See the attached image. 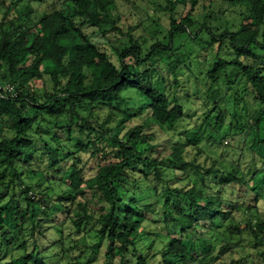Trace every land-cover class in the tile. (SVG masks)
<instances>
[{
  "label": "trees",
  "instance_id": "obj_1",
  "mask_svg": "<svg viewBox=\"0 0 264 264\" xmlns=\"http://www.w3.org/2000/svg\"><path fill=\"white\" fill-rule=\"evenodd\" d=\"M118 1L0 0V264L76 252L72 264H264V146L226 141L242 128L219 131L222 99L211 131H180L178 101L154 80L188 66L180 39L199 40L215 53L199 58L206 84L232 79L242 87L233 116L242 103L264 118V28L241 23L250 8L263 21L264 0H152L145 15L166 19V34L147 49L132 35L140 21L117 26ZM101 26L129 38L112 49L117 62L96 42ZM204 139L222 147L218 157Z\"/></svg>",
  "mask_w": 264,
  "mask_h": 264
},
{
  "label": "rangeland",
  "instance_id": "obj_2",
  "mask_svg": "<svg viewBox=\"0 0 264 264\" xmlns=\"http://www.w3.org/2000/svg\"><path fill=\"white\" fill-rule=\"evenodd\" d=\"M48 1V0H46ZM152 0H119L118 4L121 5L124 3V6L121 8V18L117 26L123 31L127 32L129 25L137 24L140 21V26L132 31V35L134 39H138L139 43L142 44L144 49H147L154 41V38L161 40L163 36L166 34V30L164 28L166 26V19L160 17L159 23H154L153 21L157 19L160 14L159 13H151L152 18H148L145 15V4H150ZM183 1V0H181ZM146 2V3H145ZM264 2V1H263ZM262 3L260 2L257 5H254L253 11H258L261 7ZM208 1H205V10L207 9ZM202 6L197 8V12H200ZM204 9V8H203ZM1 16V14H0ZM254 17L253 12L249 11L247 13V17H245L241 23L244 30L248 31L251 34H257L261 27L264 28V19L263 21H257L255 24L252 23V18ZM237 19L236 22L240 23V19L235 16ZM103 31L106 33L103 37L100 36L96 42L101 45V47L105 48L106 51L110 54L111 60L117 62V56L112 51L114 48H118L120 44H128L129 38H123L122 34L118 30L109 29L108 26H101ZM99 36V35H98ZM153 37V38H152ZM120 38V41L117 40ZM197 41V46L194 47L189 41L186 39H180L178 41L177 52L179 57L183 60L185 59L188 66L185 64H181L176 73V78L169 73L168 75L163 74L162 71H157L154 73V80H162L163 78V89L169 96L170 100L176 99L182 109V113L184 115V120L179 125V130L184 131L187 128L194 127L200 123H204L202 127V131L207 134L211 131V126H214L215 120L217 117V113L219 111L216 108L215 101H219L222 99V102L225 103V107H227V112L225 115V122L219 128V131L229 128L230 123H236V125H240L242 130L239 132L237 136L234 138L228 137L226 141L231 140L230 143L232 145L237 146L238 142H241L242 139L244 143L250 147L257 148L259 145L264 146V118H258L257 120H253L249 117V114L245 111L243 104L238 105V110L233 116L232 113V105L233 100L236 97V94L242 93V87L240 90L236 88L235 82L229 78H222L217 83L206 84V81L203 78V75L200 73L201 65L205 66V62H210L215 58L214 50H210L207 45L203 43H199ZM199 43V45H198ZM194 52L195 54L189 55V53ZM199 58L204 59V61H200ZM133 56L129 54L125 58V62L131 68L133 66ZM172 59V58H171ZM200 61V62H199ZM162 62V61H161ZM163 63V62H162ZM164 64V63H163ZM160 64V67L163 68L164 65ZM46 70V69H45ZM157 80V81H158ZM80 88V85L78 86ZM132 99H135L137 107L141 105V97L139 96H131ZM109 101L112 103H120L118 106L123 108L126 105L125 99H116L110 98ZM222 106V103L220 104ZM232 113V114H231ZM103 116V113L101 114ZM205 121V122H204ZM133 124H137L138 121L132 122ZM132 123L128 124V127L133 125ZM76 139L73 137V142ZM159 140H163L161 137ZM204 153L209 154L213 157H218L221 154L222 147L214 144L213 142L202 140L199 144ZM99 147L101 150H104L106 147L105 141H100ZM89 154H81L82 160L85 162L88 158ZM227 157L232 158L227 154ZM199 159H203V156H199ZM56 187V183H54ZM57 189V188H56ZM51 194V192H49ZM77 252L69 255V259H62L58 264H66V262L75 263L72 260L74 256H77ZM7 257V255H6ZM80 264H85V258L81 257L79 259ZM57 264V263H56ZM87 264V263H86Z\"/></svg>",
  "mask_w": 264,
  "mask_h": 264
},
{
  "label": "built area",
  "instance_id": "obj_3",
  "mask_svg": "<svg viewBox=\"0 0 264 264\" xmlns=\"http://www.w3.org/2000/svg\"><path fill=\"white\" fill-rule=\"evenodd\" d=\"M11 90V89H10Z\"/></svg>",
  "mask_w": 264,
  "mask_h": 264
}]
</instances>
